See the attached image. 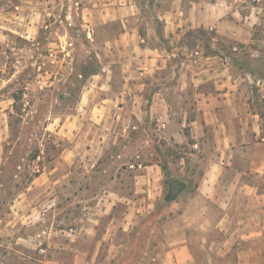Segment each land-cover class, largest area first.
I'll list each match as a JSON object with an SVG mask.
<instances>
[{
    "label": "rangeland",
    "instance_id": "1",
    "mask_svg": "<svg viewBox=\"0 0 264 264\" xmlns=\"http://www.w3.org/2000/svg\"><path fill=\"white\" fill-rule=\"evenodd\" d=\"M108 1L0 0V264H40L53 249L71 264L72 252L54 243L92 222L107 198L114 205L99 235L108 225L112 249L102 240L94 264H264V237L234 241L220 230L232 231L240 212L219 202L243 192L221 167L264 193L246 155L254 145L225 146L196 104L213 87L209 70L250 72L243 89L264 137L253 77L264 74V0ZM191 5L199 21L212 11L213 25L163 37L166 11L186 15ZM123 30L133 36L125 51L115 40ZM164 41L173 55H161L163 67L123 78L124 58ZM168 177L182 184L174 197Z\"/></svg>",
    "mask_w": 264,
    "mask_h": 264
},
{
    "label": "crops",
    "instance_id": "2",
    "mask_svg": "<svg viewBox=\"0 0 264 264\" xmlns=\"http://www.w3.org/2000/svg\"><path fill=\"white\" fill-rule=\"evenodd\" d=\"M116 0H109L107 2L108 6ZM198 6L191 5L187 9V14L182 15L181 6H173V8L168 9L166 12L168 16L164 15L163 26L165 28V34L162 33L163 37H167L166 34H170L180 31L183 26L186 28H194L195 26H211L213 25L212 11H209L205 17H202L201 21L197 17ZM158 19H163L160 15L157 16ZM157 23V22H156ZM165 23V24H164ZM153 31V32H152ZM149 33L159 39L160 35L157 33L156 28L151 26ZM129 35V36H127ZM140 36V35H139ZM132 33L123 30L119 34V37L115 38L116 43L120 45V48H124L133 45ZM141 41H146V37L140 36ZM169 48V43L164 41L163 45H140V55H135V50L133 54L129 55V58H124L123 61V78L128 81L135 72L140 75L144 73H152L157 68L163 67L161 55L164 52L168 56L173 55L167 51ZM210 77H213V87L210 91L200 92L196 101L197 108L201 110L203 115L204 123L207 125H212L216 132L219 134L220 141L229 147L233 146H244L247 143L253 144L254 149L247 153L248 157L253 160L258 161V167L254 168L257 175L263 177L264 174V137L261 130V116L259 112L251 109L249 102V96L245 94L243 89L244 84L242 81L252 82L253 78L250 72L246 73L248 75H240V77H235L231 74L228 67H222L219 71L213 69ZM255 77L257 92L260 93L259 100L264 98V74H253ZM250 79V80H249ZM163 100V98H162ZM101 106L102 103L99 102ZM232 156V154H230ZM252 160V161H253ZM221 172L224 174L230 173L232 175V187L238 189V193L242 192L239 196L233 199H223L221 204L227 205L232 201V203L237 206V211L240 213L237 215H232L230 218H235V226L232 231L226 233L228 228L221 227V231H225V236L233 238L234 241L238 238L242 239H261L264 237V214L256 213L255 210L264 208V193H259L258 185L255 183H250L247 181H242V172L239 169H230L226 166L221 167ZM249 195V196H246ZM104 203L101 204L95 215L89 216L87 219H91L92 222H84L82 225H77L76 227L64 230L65 234L62 236L58 243H54V247L60 245L61 249H67L72 252V263L71 264H94L96 254L99 252V243L102 240L108 242L109 247L107 251H111L109 239L111 234L109 233L108 225L105 226L99 235V229L101 228L103 220L109 221V216L111 214V208L114 202L110 198L104 199ZM256 208V209H255ZM229 216L223 215L221 222L225 221L228 223ZM57 229V228H56ZM57 241V240H55ZM226 246V245H225ZM232 247H228L223 254H226L231 250ZM174 253H177L174 250ZM59 251L53 249L50 251V255L41 261L40 264H64L63 260L59 258ZM182 253V252H181ZM240 256V254H239ZM173 259L168 262H163L162 264H197L192 259H187V256H174ZM260 258H251L250 256L242 257L238 260V264H260ZM218 264V263H217Z\"/></svg>",
    "mask_w": 264,
    "mask_h": 264
},
{
    "label": "water",
    "instance_id": "3",
    "mask_svg": "<svg viewBox=\"0 0 264 264\" xmlns=\"http://www.w3.org/2000/svg\"><path fill=\"white\" fill-rule=\"evenodd\" d=\"M165 182L169 185V197L176 196L182 189V184L179 180L168 177Z\"/></svg>",
    "mask_w": 264,
    "mask_h": 264
}]
</instances>
